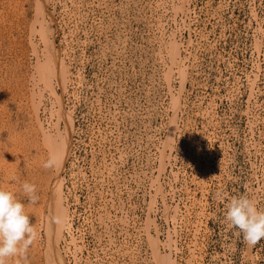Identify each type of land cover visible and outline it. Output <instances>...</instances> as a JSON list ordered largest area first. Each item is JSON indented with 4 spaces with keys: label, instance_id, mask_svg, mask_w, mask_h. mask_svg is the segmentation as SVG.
Listing matches in <instances>:
<instances>
[{
    "label": "rangeland",
    "instance_id": "obj_1",
    "mask_svg": "<svg viewBox=\"0 0 264 264\" xmlns=\"http://www.w3.org/2000/svg\"><path fill=\"white\" fill-rule=\"evenodd\" d=\"M45 1L64 83L54 72L63 66L42 76L37 64L48 52ZM59 99L72 122L58 172L43 167L37 123L64 130ZM54 173L68 205L67 264H158L153 238L170 264H264V239L247 245L217 198L250 194L264 209V0H0V187L36 230L5 264H42L40 208Z\"/></svg>",
    "mask_w": 264,
    "mask_h": 264
},
{
    "label": "bare ground",
    "instance_id": "obj_2",
    "mask_svg": "<svg viewBox=\"0 0 264 264\" xmlns=\"http://www.w3.org/2000/svg\"><path fill=\"white\" fill-rule=\"evenodd\" d=\"M186 3V2H185ZM46 1L43 3L42 5V8H41V11H40V21H41V29H42V35H43V38H44V41H45V46L48 48V52L45 53V61L43 62H38V67H39V70H40V74L43 76V75H46L48 76L50 72V67H48V65H50L52 62L55 64V66H63L61 63L63 61V59L60 58V56L58 55V53H56L57 51H55L54 49V46H53V32L50 27V22L48 20H46V16H47V8H46ZM181 8V7H180ZM176 9V8H175ZM174 9V10H175ZM49 11V10H48ZM51 13V12H50ZM49 13V14H50ZM176 13V12H175ZM48 14V15H49ZM52 15V14H51ZM50 15V16H51ZM49 17V16H48ZM52 17V16H51ZM50 19V17H49ZM52 19V18H51ZM173 37V36H171ZM170 38V37H169ZM168 44V43H167ZM179 46L176 44V40L175 38H173L170 42H169V46H168V53H169V57H170V61L173 63V65L175 64L176 68L178 69L179 73H181L182 77L184 76V65H183V62H182V57H180L179 55V52L178 50L180 48H178ZM183 58L184 55H183ZM184 60V59H183ZM186 66V64H185ZM54 67V66H53ZM66 66L64 65L63 68H61V70H56L55 69H51V70H55L54 72L57 73V75L60 77V79H57L59 80L58 83H60V80L64 83L65 81L64 78H65V73L64 72V68ZM187 67V66H186ZM59 68V67H58ZM60 69V68H59ZM168 69V68H167ZM171 70V69H170ZM59 71V72H58ZM65 73V74H63ZM166 75V73H165ZM41 76V77H42ZM57 76V77H58ZM167 76V75H166ZM45 78V77H44ZM169 78V77H168ZM166 77V79H168ZM181 79V78H180ZM56 80V81H57ZM67 80V78H66ZM180 81V80H179ZM184 81V80H183ZM61 82V83H62ZM168 82V81H167ZM169 83V82H168ZM51 84V82H50ZM66 85V83L64 84ZM181 85V84H180ZM49 86V84H48ZM62 86V85H61ZM168 87V86H167ZM65 88V86H64ZM169 89V88H167ZM180 90V89H179ZM51 91V90H50ZM62 91V90H61ZM181 92V91H180ZM55 96V95H54ZM179 98H173L172 99V103H174L173 105L177 106V103L179 102L178 101ZM174 101V102H173ZM59 108L57 109V115H58V118H61L62 120H64V122H62L64 124V130L62 132H59L58 131V127L54 130H56L55 133H52L50 131H48L47 129H44V127H42V121L40 122L39 120V123H36L39 124L37 126L40 127L39 128V131L41 129V143L42 145L46 148L47 150V153L48 155H55L59 161V164L58 166L56 167V170L59 172L60 169L63 168L64 166V163H65V160L67 159V155H69L68 153L69 152V148H71L70 146V135L69 133L71 131H69L70 127H71V117L70 115L65 111V109H63L62 107V104L59 99ZM52 107V106H51ZM176 107V108H177ZM36 109V108H35ZM51 110V109H50ZM175 110V109H174ZM175 112V111H174ZM56 115V114H54ZM52 116V115H50ZM38 117V116H36ZM55 118V117H54ZM57 118V119H58ZM50 119V117H49ZM52 119V118H51ZM56 119V118H55ZM59 120V119H58ZM57 120V121H58ZM48 122V121H47ZM52 122V120H51ZM54 123V121H53ZM57 122H55L56 124ZM36 124V125H37ZM48 124V123H47ZM46 124V125H47ZM54 124V126H55ZM59 124V123H58ZM62 124V125H63ZM175 124V122H174ZM173 124V125H174ZM57 125V124H56ZM173 125L170 127L169 129V133H168V138L167 139H171L173 138L172 135L174 134V127ZM44 126V125H43ZM48 126V125H47ZM52 127V126H51ZM60 129V128H59ZM63 129V128H62ZM61 129V130H62ZM39 135V134H38ZM40 137V136H39ZM38 139V138H37ZM167 139H165L167 141ZM169 145V144H168ZM167 146V142H166V145L165 147ZM163 147V146H162ZM163 147V148H165ZM170 147V148H169ZM169 149H171V145H169ZM161 151H159L160 153ZM169 153V152H168ZM167 153V154H168ZM163 157H164V153L162 152L161 154ZM166 155V154H165ZM39 159V158H38ZM163 159V158H162ZM161 159V160H162ZM160 160V159H159ZM43 162V161H42ZM160 162V161H159ZM162 163L159 165L160 167H163L161 166L162 164L164 165L163 161H161ZM42 165V164H41ZM55 170V169H54ZM39 171V170H37ZM42 171V170H41ZM55 172V171H54ZM56 173V172H55ZM55 173H54V176H55ZM52 174V173H51ZM159 174V173H158ZM54 179V180H53ZM52 180V183L50 184L49 188H48V194H47V197L44 201V204L42 206V208H40V226L41 228L43 229V232L44 234L43 235V244H41V242L39 244L42 245V247L40 248V256H42V264H67V262L65 261V258L63 256V253L59 247V242L60 240H63L65 237H63V230L64 228H67L66 226L68 225V214H67V208L66 206H68L66 204L65 206V202H64V195H63V191H62V186H63V178L60 176V175H57L55 176V178H53ZM150 180V179H149ZM156 181V180H155ZM155 187V186H154ZM159 187V186H158ZM157 187V188H158ZM43 189V188H42ZM200 189V188H199ZM156 190V188H155ZM160 193V191H159ZM163 198V197H162ZM37 204V203H36ZM152 204V203H151ZM167 209V207H166ZM150 210V209H149ZM69 211V209H68ZM165 212V211H164ZM176 212V211H175ZM172 218V217H171ZM59 221V222H57ZM197 221V220H196ZM200 221V220H199ZM195 223V222H194ZM126 225V224H125ZM196 226V225H195ZM72 228V227H71ZM195 228V227H194ZM39 229V228H38ZM196 229H197V226H196ZM41 230V229H40ZM40 233V232H39ZM128 234V233H127ZM169 235V234H168ZM39 237V236H38ZM71 237V236H70ZM168 237V236H167ZM195 237V236H194ZM63 238V239H62ZM169 238V237H168ZM73 239V238H72ZM156 238H153V241L151 240V246H152V249H153V253H154V256L155 258L157 259L158 261V264H170L171 262V259H169V254H163V253H160L159 250H158V241L157 240H154ZM40 240V239H39ZM36 241H37V237H36ZM172 241V240H171ZM68 242V241H67ZM168 243V242H167ZM195 244V243H194ZM193 244V246H194ZM174 245V244H173ZM171 246V245H170ZM38 247V246H37ZM40 247V246H39ZM164 247V246H163ZM175 247V246H174ZM176 248V247H175ZM174 248V249H175ZM195 248V247H194ZM193 248V249H194ZM177 249V248H176ZM189 249V248H188ZM39 250V249H38ZM134 255V254H133ZM191 256V255H190ZM193 258V257H192ZM174 260V259H172ZM193 260V259H192ZM40 261V262H41Z\"/></svg>",
    "mask_w": 264,
    "mask_h": 264
},
{
    "label": "clouds",
    "instance_id": "obj_3",
    "mask_svg": "<svg viewBox=\"0 0 264 264\" xmlns=\"http://www.w3.org/2000/svg\"><path fill=\"white\" fill-rule=\"evenodd\" d=\"M59 161L50 155L44 162V168H55ZM23 191L31 201H35V186L27 181L22 184ZM217 198L225 203L224 218L229 228H235L243 236L244 242L254 246L264 239V209L250 194L233 196L230 199L223 193ZM59 222V221H57ZM36 236V230L25 209L13 191L0 187V264L5 260L26 251Z\"/></svg>",
    "mask_w": 264,
    "mask_h": 264
}]
</instances>
